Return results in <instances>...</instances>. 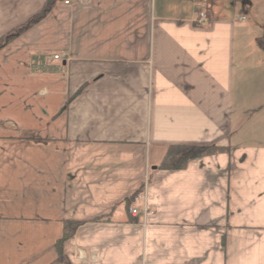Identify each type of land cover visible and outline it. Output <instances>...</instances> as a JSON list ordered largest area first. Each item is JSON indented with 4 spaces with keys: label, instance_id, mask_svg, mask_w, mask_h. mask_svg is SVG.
<instances>
[{
    "label": "crops",
    "instance_id": "crops-1",
    "mask_svg": "<svg viewBox=\"0 0 264 264\" xmlns=\"http://www.w3.org/2000/svg\"><path fill=\"white\" fill-rule=\"evenodd\" d=\"M48 1L0 0V39ZM72 1L0 51V264H264V0Z\"/></svg>",
    "mask_w": 264,
    "mask_h": 264
},
{
    "label": "trees",
    "instance_id": "trees-1",
    "mask_svg": "<svg viewBox=\"0 0 264 264\" xmlns=\"http://www.w3.org/2000/svg\"><path fill=\"white\" fill-rule=\"evenodd\" d=\"M55 4V0H49L44 5L43 9L32 19H30L22 28L8 34L4 38L0 39V51H2L11 41L18 38L29 28L40 23L47 15L50 13L53 5ZM83 87L80 88L72 97L68 98L64 108L68 106V104L78 96ZM226 151L225 148L222 147H196V146H170L167 148L164 157L157 167L159 170L163 171H180L184 170L186 165L193 160L202 159L204 157L213 156L219 153H224ZM103 219H96L94 222L102 221ZM83 225V223L78 222H63V234L60 240H58L55 244L56 255L58 261L62 263V246L63 244L71 239L76 230Z\"/></svg>",
    "mask_w": 264,
    "mask_h": 264
},
{
    "label": "rangeland",
    "instance_id": "rangeland-1",
    "mask_svg": "<svg viewBox=\"0 0 264 264\" xmlns=\"http://www.w3.org/2000/svg\"><path fill=\"white\" fill-rule=\"evenodd\" d=\"M255 15L258 19L257 21L260 22L261 24H263V27H264V8H262V9L258 8L255 12ZM263 31H264V29H263ZM261 33H262V31L258 32L257 35H262ZM258 38L261 39L262 41H264L263 40L264 38H262L261 36H259ZM262 41H259V43H261ZM250 51H251V49L248 48L247 53H249ZM252 55L254 56V54H252ZM254 58H255V60L256 59L259 60V57L256 55L254 57H248V60L251 61V60H254ZM254 74H259V68H256V71L253 70V76H254Z\"/></svg>",
    "mask_w": 264,
    "mask_h": 264
},
{
    "label": "built area",
    "instance_id": "built-area-1",
    "mask_svg": "<svg viewBox=\"0 0 264 264\" xmlns=\"http://www.w3.org/2000/svg\"><path fill=\"white\" fill-rule=\"evenodd\" d=\"M194 1H197V0H194ZM75 2L78 4H84L87 2V0H75ZM64 5H70V0H65ZM204 20H206V13L202 12L199 14L198 23H201ZM239 20H243V18H239ZM54 58L57 59V56H55ZM129 211H130L131 216H135L137 213V211L135 209H130ZM143 215H144V219H145L146 218V211L145 210L143 211Z\"/></svg>",
    "mask_w": 264,
    "mask_h": 264
}]
</instances>
